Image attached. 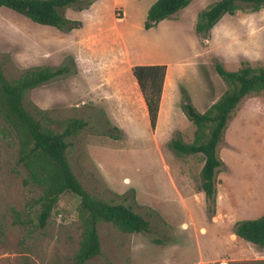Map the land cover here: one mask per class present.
<instances>
[{"label": "rangeland", "instance_id": "rangeland-1", "mask_svg": "<svg viewBox=\"0 0 264 264\" xmlns=\"http://www.w3.org/2000/svg\"><path fill=\"white\" fill-rule=\"evenodd\" d=\"M95 1L79 0L60 12L80 27L87 20L85 14L75 12L71 19L64 14L86 9ZM114 1L107 0L106 5L116 16H127L131 47L163 62L175 79L179 103L175 111L163 114L157 143L145 117L134 122L137 134L129 135L127 129L123 136L67 94V101L63 100L75 71L73 58L62 47L67 37L59 38L69 29L41 26L0 8V67L7 80L36 68L69 69L66 75L26 91L23 108L57 133L70 119L84 121V128L65 138L71 173L93 198L129 206L148 223L147 231L139 234L98 223L100 252L84 264H264V246L232 236L234 222L264 214V90L240 100L216 146L223 165L215 174L213 216L210 205L204 200L199 204L196 195L202 156H177L160 141L168 126L180 132L175 135L183 143L192 141L194 126L182 113V103L187 97L192 108L202 113L223 93L225 85L213 70L214 59L226 71L244 64L264 68V8L248 12L239 4L235 17L240 24L222 21L230 34L221 30L216 36L215 52L221 62L201 42L206 39L194 32L197 10L217 0H194L176 18L168 17L147 31L141 23L145 16H139L155 0ZM99 11L103 16L107 13L103 7ZM16 160V138L0 120V264H76L78 198L62 194L44 228H37L34 200L40 190L25 182V170Z\"/></svg>", "mask_w": 264, "mask_h": 264}, {"label": "trees", "instance_id": "trees-1", "mask_svg": "<svg viewBox=\"0 0 264 264\" xmlns=\"http://www.w3.org/2000/svg\"><path fill=\"white\" fill-rule=\"evenodd\" d=\"M77 1L79 0H0V8H7L41 26L59 30L66 27L71 30L79 27V24L65 19L60 11ZM191 1L155 0L147 9L143 29L154 27L158 22L185 8ZM239 4L247 7L248 12H257L264 8V0H217L197 13L194 32L201 39H207L209 31L218 20L223 15H234L239 9ZM130 70L142 95L149 127L153 130L165 66L137 65L132 66ZM213 70L225 85L223 93L202 113H197L188 103L187 97L184 98L181 111L186 120L194 126L192 141L183 143L178 135H175L177 138L168 142L169 149L177 156H202L197 191L210 205L209 212L212 216L215 207V174L223 165L217 155L216 146L226 128L230 113L240 100L248 94L264 90V68H252L249 64H244L235 71H226L221 63L214 59ZM68 72L66 66L57 69L36 68L26 70L15 79L7 80L0 67V120L16 138V161L25 170V182L40 190V195L34 200L36 227L44 228L62 194L70 193L78 198L80 239L74 262L84 264L100 252L96 230L98 223H109L125 234L146 232L148 223L129 206L105 203L93 198L71 173L65 158L68 146L65 138L84 128V121L70 119L64 123L63 130L57 133L42 125L23 108L22 98L26 91ZM232 235L251 245L263 247L264 214L254 219L234 222Z\"/></svg>", "mask_w": 264, "mask_h": 264}, {"label": "crops", "instance_id": "crops-1", "mask_svg": "<svg viewBox=\"0 0 264 264\" xmlns=\"http://www.w3.org/2000/svg\"><path fill=\"white\" fill-rule=\"evenodd\" d=\"M193 1L185 8L189 7ZM106 3H108L107 0H96L86 9L64 14L68 19L73 18L75 12L85 14L87 20L81 23L79 29L70 30L59 37H67V42L62 47L73 58L75 67L73 75L69 78V85L66 83L69 90H65L63 100L65 98L66 102L68 95L74 99L73 102H78L98 117L105 119L111 129L115 128L123 136L127 135V129L129 135L137 134L138 128L134 122L137 117H145L152 139L157 143L156 135L160 125L162 126L163 114L175 111V106L179 103L175 90V79L170 73L169 67L165 65L157 118L154 129L151 130L142 95L130 69L137 65H163V62L131 47L132 36L128 30L131 25L126 22L127 16H122V14L116 16L115 13H111ZM102 7L107 12L105 16L99 11ZM148 8L146 6L142 10L139 19L143 15L146 17ZM178 12L180 10L169 18H176ZM235 16L236 13L232 16L223 15L209 31V38L203 41L199 39L204 45L213 49L212 54L221 62H223V58L219 52H215L216 36L221 30L230 34L223 26L222 21L228 22L230 25L240 24L241 21L236 22L238 18ZM77 31L80 33L78 36L74 34ZM143 128L146 129L145 126ZM164 131L160 138L163 145H166L175 136V133L180 135V132L171 126L165 128ZM196 195L199 199L198 203L203 204V195L200 192H197ZM215 201L217 204V198ZM181 203L184 204L183 201Z\"/></svg>", "mask_w": 264, "mask_h": 264}]
</instances>
